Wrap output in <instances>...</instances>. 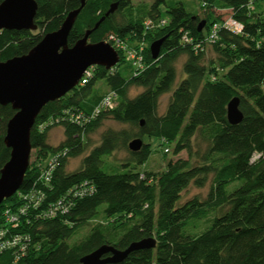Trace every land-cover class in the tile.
<instances>
[{"label":"trees","instance_id":"16d2710c","mask_svg":"<svg viewBox=\"0 0 264 264\" xmlns=\"http://www.w3.org/2000/svg\"><path fill=\"white\" fill-rule=\"evenodd\" d=\"M35 1L37 30L0 31V62L27 54L46 34L58 30L69 12L81 6V0ZM261 1L197 0L199 10L185 0H156L149 6H136L132 0L85 1L68 46L73 47L88 30H92L90 43L107 41L114 46V37L128 51L147 41L144 67L134 75V68L119 51L121 60L116 67H93L85 85L80 82L41 110L31 131L35 158L30 160L21 188L0 205V234L5 232L0 246L13 236L19 242L15 249L0 248V264H82V257L102 246L126 250L149 238L155 239L154 248L133 251L116 264H264ZM112 6L114 11L106 16ZM213 9L228 10L243 27L242 32L219 28L216 39L207 41L213 27L220 24L210 12ZM147 20H165L166 24L147 29ZM185 33L192 44L184 42ZM164 37L155 60L150 44ZM198 44L202 49H195ZM208 47H213L216 58L207 65ZM181 56H185L183 77L177 83ZM127 69L130 75H126ZM99 80L116 93L117 105L94 116L102 98L92 94ZM132 87L142 88V92L130 98ZM164 95H169V100L160 114ZM234 97L239 98L243 113L237 125L227 120V105ZM79 113L82 116L74 120ZM14 114L10 105L0 106V172L10 157L4 138ZM107 119L136 128V132L106 130L99 144L82 157L79 168L69 172V160L89 149L84 138ZM42 124L45 128L41 130ZM55 127L64 131L58 146L48 142ZM145 137L165 140L173 144L174 155L185 150L189 158L170 160L161 172L138 171L151 155ZM137 138L143 141L142 148L132 152L128 144ZM199 141L206 149L198 158L199 151L193 154V149ZM120 150L128 153V160L109 163ZM63 151L67 154L51 168L49 163ZM193 155L200 162L192 160ZM192 186H208L206 197L194 196L181 203L183 193ZM7 210L17 217V226L7 222ZM201 220L208 224L197 232L196 223ZM84 226H90L88 233L72 239ZM23 244L24 252L20 250Z\"/></svg>","mask_w":264,"mask_h":264},{"label":"water","instance_id":"95a60500","mask_svg":"<svg viewBox=\"0 0 264 264\" xmlns=\"http://www.w3.org/2000/svg\"><path fill=\"white\" fill-rule=\"evenodd\" d=\"M85 1L81 0V6L69 12L61 27L46 34L27 54L0 62V106L10 105L15 111L6 125L4 143L10 150V157L0 172V205L22 186L30 165L31 131L41 110L48 103L73 91L89 68L97 66L109 70L120 63L119 52L109 43L88 41L92 30H88L73 47L68 46L69 34ZM114 8L112 6L106 16ZM37 11L38 4L35 0H3L0 3V31H36ZM103 20L104 18L93 30ZM204 25L203 21L198 30L201 31ZM165 39L166 37L151 43L150 53L153 59L159 57ZM239 105L238 97L231 99L227 105V120L231 125H237L243 120ZM142 145L143 141L137 138L128 144V148L137 152ZM155 245V239L149 238L132 243L126 250L102 246L82 257L80 262L121 263L131 252L152 249Z\"/></svg>","mask_w":264,"mask_h":264},{"label":"rangeland","instance_id":"374dc122","mask_svg":"<svg viewBox=\"0 0 264 264\" xmlns=\"http://www.w3.org/2000/svg\"><path fill=\"white\" fill-rule=\"evenodd\" d=\"M156 0H132L134 5H138V4H144V5H152ZM187 2L192 3L193 5H195L196 9L199 6V3L197 2V0H185ZM262 6H263V14H264V0L261 1ZM135 9V7H134ZM199 10V9H197ZM210 12H213V15H215V18H219V23L225 19L226 17H229L230 12L228 10L223 11L222 9H213ZM258 12V11H257ZM205 14V13H204ZM207 14V13H206ZM202 15V14H201ZM204 16V15H202ZM264 16V15H263ZM218 23V22H217ZM208 36V35H207ZM141 43V44H140ZM138 44L139 47L143 48L142 51V55L144 57V51L146 50L147 44L148 42H140ZM137 44V43H136ZM134 45V43H133ZM151 45V44H150ZM123 58L125 55V51L124 50H120ZM216 58V54L214 52L213 47H208L207 51L205 52V59H206V64L208 65L210 60H213ZM185 60V56H181L177 62V69H178V78H177V83L180 82V80L182 79L183 75H181V67H182V63ZM128 63H130L129 61H127ZM131 64V63H130ZM144 65V64H143ZM96 67V66H93ZM122 68L125 67V65H121ZM126 75H130V71L127 69V74ZM109 91L108 86L105 84L104 80H99L96 85L94 86L93 95H100L103 96L105 95L107 92ZM140 92H142V88H137V87H132L129 90V94L128 96L130 98H134L136 95H138ZM169 100V95H164L161 97L160 99V104H159V113L162 114L165 111V108L167 106ZM117 105V103H116ZM115 105V106H116ZM108 129H113V130H128L131 133L136 132V128L132 129L131 126L129 125H122L119 124L113 120L107 119L103 122L102 126L97 129L95 132L89 134V136L87 138H84L85 142L88 141V151L78 157V158H72L69 160V164L67 166V170L69 172H74L75 170H77L80 166V162L82 160V157L85 156L90 149H92L93 147H95L96 145L99 144L100 139H101V135L103 132H105ZM64 140V131L61 127H55L52 128L50 133H49V144L52 146H58L62 141ZM144 143L150 144L151 145V155L149 157V159L147 160V162L143 165L140 166L138 168V171H148V172H152V173H157V172H161L163 170L166 169V165L168 163V161L170 160H177V159H188L189 158V154L187 151H182L179 155H174L173 154V144H167V142L165 140H159L157 138H148L145 137L143 139ZM205 144L204 142H198V144H195V148L193 149V154L196 151H199L198 154V158L200 157V155L205 151ZM35 152L32 151L31 152V156H30V160H34L35 158ZM129 156L128 153L125 150H120L118 152H116L111 158H109L108 162L109 163H113L117 162V163H123L126 162L128 160ZM196 158L195 155L192 156V160H196L198 159ZM199 160V159H198ZM200 162V160L198 161ZM109 173H111V171H109ZM208 193V186H205L202 189H198L195 187H190L187 191H185L183 193V197L181 199V203L185 202L188 199H191L194 196H199L201 199L205 198L206 195ZM103 207V206H102ZM101 207V208H102ZM197 224V229H195V231H202L206 226H207V222L204 220H201L199 222L196 223ZM92 225V224H91ZM90 229V226H84L82 227L76 234V236H73L72 239H79L81 237H83L84 235H86L88 233Z\"/></svg>","mask_w":264,"mask_h":264},{"label":"built area","instance_id":"2783aa9c","mask_svg":"<svg viewBox=\"0 0 264 264\" xmlns=\"http://www.w3.org/2000/svg\"><path fill=\"white\" fill-rule=\"evenodd\" d=\"M203 5H205L203 3ZM166 24V21L165 20H160L159 22H153L152 20H147L145 22V26L147 29H153V28H159V27H162ZM221 29V28H225V29H228V30H231L233 31L235 34H239L242 32L243 30V27L241 26V24H239L236 20H234L233 18H231L230 16L229 17H226L225 19H223L220 24H216L213 29H212V33L207 37V41H213L216 39V32L218 31V29ZM183 40L184 42L186 43H189V44H192L193 43V40L192 38L189 36L188 33H185L184 34V37H183ZM111 41H113L115 43V45L113 46L118 52L120 50H124L125 51V55H124V59L126 61H129L132 65V67L134 68V75H137L139 73V71L141 69H143L144 67V57L142 55V51H143V48L139 47V45L141 44H137L135 47H133V49H130L129 51L127 50V46L120 40L114 38V37H111ZM107 42V41H105ZM109 43V42H107ZM143 44V42H142ZM112 46V45H111ZM196 50H200L202 49V45L198 44L196 47H195ZM92 68H89L88 70H86V72L84 73L82 79L80 80L81 84L82 85H85L88 81H89V78L92 77ZM79 82V83H80ZM116 100H117V95L116 93L112 92V91H108L105 95L102 96L101 98V101L97 107V109L94 111L93 115L96 116L97 114H99L102 110H106V109H113L116 105ZM82 116L81 113L77 114L74 118V120L78 121V119ZM74 120H69L70 122H74ZM55 122V121H53ZM45 128V125L42 124L40 126V129H44ZM67 154L66 151H63L60 155L57 156V158H55L51 163H49V166L52 168L53 163L54 162H57L59 159L63 158L65 155ZM46 180H49V177H46ZM30 195H26L25 198H28ZM28 200V199H27ZM31 202V201H29ZM32 205V204H31ZM25 210L24 208L21 210V213H24ZM5 216H6V219H7V222L9 224H12L13 226H17V217L14 215V214H11L10 211H6L5 212ZM5 232H3V234L1 233L0 234V237L1 239L4 238V235ZM15 236H13V239H9V241L7 240L6 242H4L3 244H1L0 248L1 249H4L5 247H11V248H16L19 244V242L17 241L16 238H14ZM13 240V241H12ZM20 250L22 252L25 251V245L23 244V246L20 248Z\"/></svg>","mask_w":264,"mask_h":264}]
</instances>
